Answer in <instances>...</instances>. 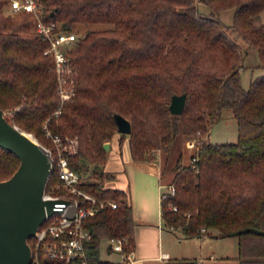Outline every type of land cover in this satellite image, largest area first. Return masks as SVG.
Instances as JSON below:
<instances>
[{
    "label": "trees",
    "instance_id": "16d2710c",
    "mask_svg": "<svg viewBox=\"0 0 264 264\" xmlns=\"http://www.w3.org/2000/svg\"><path fill=\"white\" fill-rule=\"evenodd\" d=\"M201 1L208 13L193 0H41L46 20H57L64 30L107 24L88 28L67 51L76 72L75 93L54 115L60 104L53 60L43 53L48 41L36 32L32 14L5 15L0 0V109L13 108L7 119L47 148L52 143L45 126L52 134L76 136L78 152L68 157L70 167L81 173L87 160L102 165L99 179L81 176L79 187L97 200L116 202L82 219L91 233L84 246L92 264H124L100 258V243L110 238L126 236L123 252L132 249L126 192L105 185L112 174L104 170L103 143L117 132L114 114L131 122V132L119 133L118 144L129 136L133 160L145 159V151L154 148L167 159L177 135L208 134L198 140L193 162L183 164L181 154L175 161L170 179L175 192L160 203L168 228H179L186 237L199 236L204 228L217 236L251 226L264 230V72L247 88L240 81L247 43L264 67V0ZM229 7L227 25L219 12ZM184 93L183 112L171 113V96ZM223 107L236 118L237 139L213 143L208 131ZM18 164L17 156L0 146V180ZM52 168L46 191L57 180ZM236 236L240 263L264 264V234ZM27 242L33 251V236ZM41 261L77 264L43 256Z\"/></svg>",
    "mask_w": 264,
    "mask_h": 264
},
{
    "label": "built area",
    "instance_id": "2783aa9c",
    "mask_svg": "<svg viewBox=\"0 0 264 264\" xmlns=\"http://www.w3.org/2000/svg\"><path fill=\"white\" fill-rule=\"evenodd\" d=\"M5 15H17L27 12L35 19L36 32L47 39L48 46L43 53L53 60L52 70L56 75V88L59 98V107L54 115H58L62 103L70 100L75 93L76 72L70 63L67 51L78 38L75 31L64 30L57 20H46V12L41 0H4L2 8ZM199 133V132H198ZM45 134L51 140L52 146L45 147L48 153L50 168H56L57 180L46 191L44 189L43 199L54 200L53 213L46 216L44 222L37 227L33 236L34 250L31 249L30 264H44L41 257L63 258L66 262L77 264H92L86 258L84 242L91 238V233L82 224L85 216H90L105 204L116 207L112 199L97 200L79 187L81 173L69 165V156L77 153L78 139L76 136H60L52 134L45 126ZM200 134V133H199ZM187 145L192 147L194 143L188 141ZM197 147V144H196ZM195 147V148H196ZM194 161V158H191ZM160 191L161 200L171 196L175 192L173 183L162 185ZM90 202V205H81V199ZM176 209V205L169 204ZM206 229L201 230L199 237L206 236ZM110 245V250L118 252L122 260L130 259L129 252H123V244L127 237L110 238L105 240ZM122 262V263H124Z\"/></svg>",
    "mask_w": 264,
    "mask_h": 264
},
{
    "label": "crops",
    "instance_id": "0c3cea01",
    "mask_svg": "<svg viewBox=\"0 0 264 264\" xmlns=\"http://www.w3.org/2000/svg\"><path fill=\"white\" fill-rule=\"evenodd\" d=\"M111 145L109 142L107 152L112 154L108 159L106 157L104 170L109 171L112 178L106 186L125 190L133 220L130 259L124 262L121 254L116 252V258L111 261L124 264H241L237 257V239L228 248V243L218 242L222 235L186 237L176 233V228L166 226L160 212V191L162 185L171 182L164 175L167 159L162 161L161 154L155 152L145 159L133 160L127 143L114 144L113 152ZM107 251H110L108 247Z\"/></svg>",
    "mask_w": 264,
    "mask_h": 264
},
{
    "label": "water",
    "instance_id": "95a60500",
    "mask_svg": "<svg viewBox=\"0 0 264 264\" xmlns=\"http://www.w3.org/2000/svg\"><path fill=\"white\" fill-rule=\"evenodd\" d=\"M185 96V93L171 96V113L183 112ZM114 118L118 133L131 132L128 118L122 114H114ZM0 146L19 159L12 175L0 180V264H30L31 248L27 239L34 235L46 216L53 213L54 200L42 197L51 172L49 156L30 132L9 121L1 109ZM108 147L109 141L104 142V150ZM251 231L264 234V230L251 226L237 229L227 236ZM107 246L109 249L110 245Z\"/></svg>",
    "mask_w": 264,
    "mask_h": 264
},
{
    "label": "rangeland",
    "instance_id": "374dc122",
    "mask_svg": "<svg viewBox=\"0 0 264 264\" xmlns=\"http://www.w3.org/2000/svg\"><path fill=\"white\" fill-rule=\"evenodd\" d=\"M193 3L199 7V9L204 12V13H208L210 11V7L208 5H206L205 3H203L201 0H193ZM232 13H233V7H229L228 9H224V10H220L219 12V17L221 20H223L227 25H229L232 22ZM107 26V24H74L72 26V30L76 32L78 37L83 36L88 28H95V29H100ZM244 50L246 51L245 57H244V61H243V69L240 72V81L243 85L244 88H247L249 85V81L251 78L256 77L257 75L263 74L264 72V67L260 66V61H259V57H258V53L256 51V48L250 44L247 43V45L244 47ZM19 107H16V109ZM13 110V108L7 109L6 111H8L7 113H5L6 116L10 115L9 111ZM209 140L213 143H232L233 141H236L237 139V135H238V131H237V123H236V118L235 116L232 114L231 108L229 107H223L221 108L220 112H219V118L217 119L216 122H214L209 129ZM31 133V132H30ZM32 136L33 133H31ZM208 134H199L197 133L196 135H182L179 134L176 136L172 146H171V152L170 155L167 158V161L165 162V178L167 179H171V177L174 174V169L173 167L175 166V160L177 159V157L181 154L182 155V163L186 164L188 162L191 161V157L192 155L195 153L196 151V144L198 142L199 139H203L206 138ZM35 137V136H34ZM120 137H122L121 134H119L118 132H115L114 135L112 136V138L110 140H106L109 141L110 143H112L111 145V150L112 152L114 151V144L119 143L120 142ZM128 135H124V139L122 140V144L121 146L124 144H128ZM36 138V137H35ZM37 139V138H36ZM38 141V139H37ZM188 141H192L195 145L192 147H188L186 145V143ZM39 142V141H38ZM42 146H44V143L39 142ZM114 143V144H113ZM45 147V146H44ZM155 152H158L161 154L162 157V161L163 159H166V155L163 153V151L161 149H148L147 151H145V156L146 158L149 156H153ZM110 154V152H107V159H108V155ZM112 154V153H111ZM110 154V155H111ZM106 159V160H107ZM102 166V165H101ZM101 166L98 165L97 162L91 160H87L85 161V163H83L82 167L83 170L81 172V176L82 177H91V178H97L99 179V171L101 169ZM97 169V172H96ZM110 178L105 180V185H109L110 183ZM168 180V181H169ZM176 233H179L180 235H184L183 231L179 228H176ZM213 235L208 234L205 237L207 238H214L215 235V231L211 230L210 231ZM185 236V235H184ZM223 238H221L220 241H218L219 243H228V248L231 247V245H233L232 243L235 242L236 243V239L237 236H227V235H222ZM199 238V237H198ZM100 256L102 260L105 261H111L112 259H115L117 256V253L115 251L110 250L109 252L107 251V244L106 241H102L100 243Z\"/></svg>",
    "mask_w": 264,
    "mask_h": 264
}]
</instances>
